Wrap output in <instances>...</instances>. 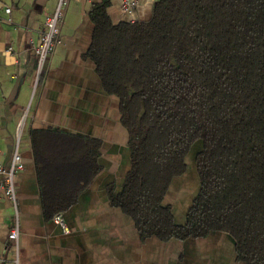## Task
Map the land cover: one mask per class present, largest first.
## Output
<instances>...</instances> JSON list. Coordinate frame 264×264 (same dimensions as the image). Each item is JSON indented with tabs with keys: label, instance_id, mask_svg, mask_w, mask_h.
<instances>
[{
	"label": "trees",
	"instance_id": "16d2710c",
	"mask_svg": "<svg viewBox=\"0 0 264 264\" xmlns=\"http://www.w3.org/2000/svg\"><path fill=\"white\" fill-rule=\"evenodd\" d=\"M91 17L90 56L130 135L131 169L111 203L145 237L224 231L246 264H264V0H157L149 21L117 24L99 4ZM32 135L53 218L98 174L99 144ZM197 141L200 188L177 224L164 197Z\"/></svg>",
	"mask_w": 264,
	"mask_h": 264
},
{
	"label": "crops",
	"instance_id": "0c3cea01",
	"mask_svg": "<svg viewBox=\"0 0 264 264\" xmlns=\"http://www.w3.org/2000/svg\"><path fill=\"white\" fill-rule=\"evenodd\" d=\"M156 1L138 0L133 11H126L122 0H69L58 41L37 80L32 44L58 0H0V164L9 168L18 150L23 165L15 175L16 203L0 190V264H246L228 232L145 237L111 203L131 169L130 135L119 97L104 89L90 56L91 12L105 4L115 24L145 22ZM49 130L77 137L85 149L86 141L96 148L99 144L98 174L63 212L68 234L46 217L41 202L32 132ZM190 160L165 200L180 223L200 188L196 161ZM13 228L18 229L16 239L9 237Z\"/></svg>",
	"mask_w": 264,
	"mask_h": 264
},
{
	"label": "built area",
	"instance_id": "2783aa9c",
	"mask_svg": "<svg viewBox=\"0 0 264 264\" xmlns=\"http://www.w3.org/2000/svg\"><path fill=\"white\" fill-rule=\"evenodd\" d=\"M69 0H58L57 6L54 12L47 15L44 19V29L40 34L37 42L32 44L33 53L37 59V80L39 75L43 71V67L49 56L52 54L55 44L58 41V36L60 34V23L63 19L64 9L66 8ZM138 4V0H122V8L126 11H133ZM10 8L7 9V12ZM23 167L21 164V156L19 151H15L13 155V160L9 168H5L0 164V190L4 195L12 200L14 204L16 203L17 193L15 186V175L18 170ZM53 221L59 225L63 233H70V227L66 222L63 213H57L53 217ZM18 236V229L13 228L9 232V237L11 239H16Z\"/></svg>",
	"mask_w": 264,
	"mask_h": 264
},
{
	"label": "rangeland",
	"instance_id": "374dc122",
	"mask_svg": "<svg viewBox=\"0 0 264 264\" xmlns=\"http://www.w3.org/2000/svg\"><path fill=\"white\" fill-rule=\"evenodd\" d=\"M196 143H197V142H196ZM196 143H195V144H196ZM195 144L193 145V147H194V149L199 148V151L197 152V153H199V152L203 149V144L200 145L199 143H197V146H196ZM192 151H193V150H192ZM194 152H195V150H194ZM191 155H192V154H191V150H190V152L188 153V155H187V157H186V161H188L189 164H191V160H190ZM192 165H194V162H192ZM185 173H186V172H185ZM185 173H184V174H185ZM184 174H183V175H184ZM183 175H181V176H183ZM181 176H179V177H175V178L173 179V181L171 182L170 188H169L170 190H171V187H172V185H173V182H174V183H177V182H176L177 179L180 178ZM199 187H200V186H199ZM168 191H169V190H168ZM166 196H167V194H166L165 197H164V203H165V200H166Z\"/></svg>",
	"mask_w": 264,
	"mask_h": 264
},
{
	"label": "water",
	"instance_id": "95a60500",
	"mask_svg": "<svg viewBox=\"0 0 264 264\" xmlns=\"http://www.w3.org/2000/svg\"><path fill=\"white\" fill-rule=\"evenodd\" d=\"M197 143H199L200 145L202 144V141H197ZM197 143L195 144L196 146H197ZM193 150V151H192ZM202 151V150H201ZM191 159L192 160H195L196 161V156H197V154L194 152V147L192 146V148H191ZM195 199V198H194ZM194 199H193V201H194Z\"/></svg>",
	"mask_w": 264,
	"mask_h": 264
},
{
	"label": "flooded vegetation",
	"instance_id": "af4514ba",
	"mask_svg": "<svg viewBox=\"0 0 264 264\" xmlns=\"http://www.w3.org/2000/svg\"><path fill=\"white\" fill-rule=\"evenodd\" d=\"M199 151V149H197V151H195L196 152V154H198L197 152ZM186 164H187V161H186ZM188 168V167H187ZM187 171V170H186ZM170 190V189H169ZM171 191H168L167 193H170ZM191 207V206H190ZM189 210V209H188ZM188 212V211H187ZM187 214V213H186ZM175 217V216H174ZM185 220H186V218H185ZM177 222V221H176ZM185 222V221H184ZM184 222H177V224H183Z\"/></svg>",
	"mask_w": 264,
	"mask_h": 264
}]
</instances>
